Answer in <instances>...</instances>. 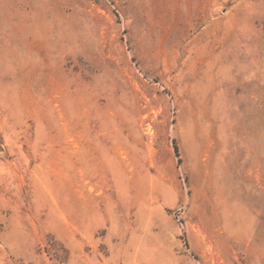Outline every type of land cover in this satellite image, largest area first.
Listing matches in <instances>:
<instances>
[{"label":"rangeland","instance_id":"374dc122","mask_svg":"<svg viewBox=\"0 0 264 264\" xmlns=\"http://www.w3.org/2000/svg\"><path fill=\"white\" fill-rule=\"evenodd\" d=\"M0 264H264V0H0Z\"/></svg>","mask_w":264,"mask_h":264},{"label":"trees","instance_id":"16d2710c","mask_svg":"<svg viewBox=\"0 0 264 264\" xmlns=\"http://www.w3.org/2000/svg\"><path fill=\"white\" fill-rule=\"evenodd\" d=\"M175 152L177 153V150H176V148H175Z\"/></svg>","mask_w":264,"mask_h":264}]
</instances>
